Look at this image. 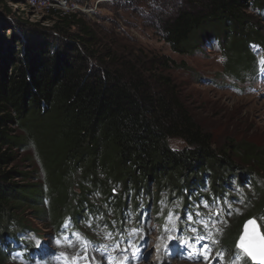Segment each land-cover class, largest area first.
<instances>
[{
	"label": "trees",
	"instance_id": "trees-1",
	"mask_svg": "<svg viewBox=\"0 0 264 264\" xmlns=\"http://www.w3.org/2000/svg\"><path fill=\"white\" fill-rule=\"evenodd\" d=\"M148 1L172 52H202L210 38L223 58L219 75L249 83L261 76L264 0ZM47 13L48 25L17 15L9 35L0 26V41L9 38L5 48L0 42V264L13 261L8 241L18 242L23 257L31 247L24 237L36 229L26 211L59 242L77 231L92 242L120 243L147 212L161 230L168 212L178 213L175 227L188 236L186 226L216 204L213 240L223 252L239 251L241 264H255L236 243L244 219L264 221V145L214 141L165 73L184 63L119 52L83 11ZM17 151L30 170L14 163Z\"/></svg>",
	"mask_w": 264,
	"mask_h": 264
},
{
	"label": "rangeland",
	"instance_id": "rangeland-1",
	"mask_svg": "<svg viewBox=\"0 0 264 264\" xmlns=\"http://www.w3.org/2000/svg\"><path fill=\"white\" fill-rule=\"evenodd\" d=\"M0 1L17 12V17L32 22L39 21L42 25L49 24L44 18L48 14L46 6H31L32 8L24 6L27 0L24 3H17L15 0ZM52 4L55 6L54 3ZM75 4L77 10L85 13L88 23L99 31L100 36L107 37L111 46L119 52L122 49L125 53L144 54L146 57L153 53H161L171 57L176 63H184L185 66L172 67L165 73L178 86L195 118L200 119L203 126L211 131L217 144H222L227 137L233 136L237 139L246 138L257 146L264 145V71L261 76L260 74L254 76L252 83L234 82L229 77L219 75L223 69V58L214 40L210 38L205 40L202 52L189 56L172 52L160 37L159 29L154 25L156 15L153 9L156 6L153 1L140 0V2L127 3L123 0L106 2L91 0L87 5ZM16 16L5 12L0 2V24L2 23L0 26L4 28L1 31L4 36L13 31L6 27L7 24L17 27ZM261 26L264 34V17H261ZM0 42L5 48L9 38L6 37ZM255 54L260 55V51ZM231 82L236 83V86ZM172 144L180 146L181 142L176 140ZM24 156L23 151H17L14 163L20 165L23 170H30L31 166ZM261 182L264 184V179H261ZM232 193L237 196L235 192ZM232 202L239 211L240 203L235 200ZM173 204L175 205V202ZM215 209H219L217 204L211 212H215ZM25 216L29 225L36 229L35 232H27L24 237L29 245L31 244L33 248L42 247L44 251L55 249L62 257L72 259L76 264H118L119 261L123 264H208L206 261L211 254V251H204L197 241L194 244L192 239L183 240L186 244V249L183 251L171 247V243L176 240L175 237L172 238L176 235L173 227L180 219L178 214L172 212L166 215L164 221L167 225L162 230L156 223L157 220H153L154 217L147 212V217L144 219L142 217L136 227L129 225L128 241L125 244H120L114 252L100 254V258H98V249L88 239L68 236L61 243L49 227L45 228L40 220L31 216L30 211H26ZM252 217L255 218L264 236V221L259 216ZM247 220L244 219L243 224ZM85 227L87 229L89 225L86 224ZM103 233L102 229L100 234ZM81 234L84 235L83 232ZM88 235L92 236L90 233ZM189 247L190 251L187 252ZM220 248L221 244L217 249ZM44 251L41 257L44 256ZM232 253L226 252L229 256L226 263L218 258L214 264H238L239 255ZM27 256L30 257L29 253ZM45 257L47 256L43 258ZM2 264L29 263L14 260ZM46 264L63 263L51 259Z\"/></svg>",
	"mask_w": 264,
	"mask_h": 264
},
{
	"label": "clouds",
	"instance_id": "clouds-1",
	"mask_svg": "<svg viewBox=\"0 0 264 264\" xmlns=\"http://www.w3.org/2000/svg\"><path fill=\"white\" fill-rule=\"evenodd\" d=\"M216 233H217V231L215 232V234ZM89 241L92 242L91 240H89ZM8 242H10V247H11V250H12L11 251L12 252L11 259L13 261L16 260L17 262H20V261L21 262H24V263L27 262L29 264H31L33 262L44 264V262H41V261H42V259H43L44 256H47V257H50L51 259H53L55 262H61L63 264H76L74 260H72V259H66V258L62 257L55 249H46V251H44V249L42 247H35V248H33L32 245L26 251V253H25L26 256L23 257V256L20 255V253H18V248H19L18 242L15 243L12 240L11 241H8ZM92 243H94V242H92ZM218 243L219 242L217 240H214V242L212 243L213 244V250H212V252L210 254L209 259L207 260L208 264H212L211 263V255H212V258H213L215 254H218L220 252H223L222 249L218 250L216 248V246H217ZM116 250L117 249H108L109 253L114 252ZM43 251H44L45 254H44V256L41 257V253H43ZM27 253H29V255H30L29 259L26 258V257H28L27 256ZM223 253H225V256H226V259H227L229 256L226 254V252H223ZM233 253H235V252H233ZM34 257H37L38 259L37 258H34ZM47 257H45V258H47ZM50 258H49V261H51ZM98 258H100V253H98ZM119 262H121L123 264L122 261H119ZM119 262H118V264H121ZM137 264H139V263H137Z\"/></svg>",
	"mask_w": 264,
	"mask_h": 264
},
{
	"label": "water",
	"instance_id": "water-1",
	"mask_svg": "<svg viewBox=\"0 0 264 264\" xmlns=\"http://www.w3.org/2000/svg\"><path fill=\"white\" fill-rule=\"evenodd\" d=\"M242 243L246 246L255 245L257 254L256 259H253L245 252L253 262H264V236L260 230L258 223L253 217L248 218V220L244 222V224L242 225V231L237 239L236 245L243 251V248L241 247Z\"/></svg>",
	"mask_w": 264,
	"mask_h": 264
},
{
	"label": "built area",
	"instance_id": "built-area-1",
	"mask_svg": "<svg viewBox=\"0 0 264 264\" xmlns=\"http://www.w3.org/2000/svg\"><path fill=\"white\" fill-rule=\"evenodd\" d=\"M50 0H27V4L24 5V6H28V7H43V6H46V11L48 8H57V9H60L61 11L63 12H68L70 10H75L77 9L78 7L76 6L75 3H68L67 0H51L50 3ZM55 4V6H53V4ZM31 7V8H32Z\"/></svg>",
	"mask_w": 264,
	"mask_h": 264
},
{
	"label": "snow or ice",
	"instance_id": "snow-or-ice-1",
	"mask_svg": "<svg viewBox=\"0 0 264 264\" xmlns=\"http://www.w3.org/2000/svg\"><path fill=\"white\" fill-rule=\"evenodd\" d=\"M217 215H218V213H217ZM250 223H252V222H250ZM241 247L243 248V251L246 252L249 256H251L253 259L257 258L255 245L246 246L242 243Z\"/></svg>",
	"mask_w": 264,
	"mask_h": 264
}]
</instances>
